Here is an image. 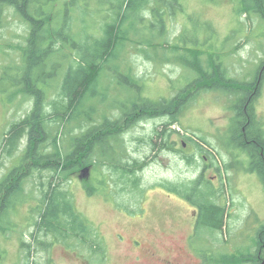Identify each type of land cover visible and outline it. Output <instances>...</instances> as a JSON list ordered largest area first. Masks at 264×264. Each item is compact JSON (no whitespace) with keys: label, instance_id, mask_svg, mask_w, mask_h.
Masks as SVG:
<instances>
[{"label":"rangeland","instance_id":"rangeland-1","mask_svg":"<svg viewBox=\"0 0 264 264\" xmlns=\"http://www.w3.org/2000/svg\"><path fill=\"white\" fill-rule=\"evenodd\" d=\"M66 1L69 0H58V13L64 10ZM123 1L126 0L116 1V9ZM107 2L91 0L89 15L84 17L85 26L89 29L95 27L91 32L98 36V29L114 16L113 6ZM235 3L230 0H217L216 3L184 0L186 10L168 17V44L164 50L152 48L146 55L142 51L149 49L146 43L127 42L121 60L141 81L136 87H129L123 80L112 84V70H107L106 77H103L101 88L110 86L108 101L98 105L97 112L116 119L120 118V110L111 103H116L119 108L131 109L135 102L171 101L185 90L178 100L184 108L175 125L166 128L172 117L165 111L164 114L147 115V119L134 123L135 119L143 117L138 113L121 123L120 141L123 143L124 160L140 163L138 168L134 167L135 176L140 179L137 191L122 185L123 189L120 183L116 189L115 183L120 174L105 167L100 172L105 173L110 187L106 196H90L85 188L86 183L91 186L101 179V173H95L94 169H90V175L85 180L80 179V173L76 183L64 186L73 192L79 212L94 224L102 236L105 257L95 256L84 244L77 242L67 244L69 247L64 243L51 247L34 243L31 233L35 231L29 225L30 219L27 221L31 216L30 207L35 204L32 198L20 210L19 206L16 207V228L11 234L0 235V264H157L156 260L147 261L142 257L144 248L151 249L156 257L166 258L168 249L177 245L183 248L186 257L197 254L201 263L205 264L207 255L204 256V252H212L215 264H222L223 259L228 257L236 259V263L228 264L257 263L254 257L259 252L260 233L264 229V182L254 171H248L250 162L238 150V126L233 124V120L241 110H245V95L251 94L253 98L248 108H252L258 126L264 131V69L261 70L264 65V23L257 15L238 16L236 10L239 6ZM152 7H156V0H150L145 7L148 10L145 20L151 19L149 10ZM81 12V9L80 12H73L76 16L74 20L83 19ZM186 17L192 20L186 30V39L201 40V35L204 36L201 44L198 43L199 47L196 46L204 69L212 72L213 57L218 64H222L228 79L223 88L220 83L213 86L217 81L215 75L212 80H205L185 67L180 58L177 59L179 54L175 47L183 27L189 22ZM204 20L213 24L215 29L210 24L205 26ZM28 26L13 9L4 7L0 10V74L4 73V78L0 79V184L20 166L26 147L24 141L21 150L11 158L1 148L6 131L12 124L21 122L33 106L31 101L23 98L11 100L16 92L15 83L23 76V67L17 69L16 64L20 62L21 48L25 46L29 34ZM74 28L76 34L81 33L79 24ZM130 37L133 42L137 40L133 34ZM146 37L156 43L152 30L146 31ZM159 43L162 44L163 40ZM187 56L195 59L193 53L187 52ZM68 69L69 62L63 61L57 72H48L40 83L39 89L45 90L49 99L60 94ZM95 120H99V115L95 116ZM78 133L75 131V134ZM166 134L167 143L161 139ZM201 138L208 144L203 143ZM69 142V136L63 138V152L71 149ZM164 143L168 148H164ZM44 176H48V172ZM198 180L204 182L203 188L205 185L212 186L219 194L217 202L227 212L223 230L194 232L189 241L195 254L188 247V237L193 230L197 208L160 185H190ZM39 182V174L30 173L25 183L26 193L34 190V196L39 198V190L34 189ZM22 239L33 248L22 245ZM40 240L53 241L44 235ZM137 257L142 259L137 260Z\"/></svg>","mask_w":264,"mask_h":264},{"label":"trees","instance_id":"trees-1","mask_svg":"<svg viewBox=\"0 0 264 264\" xmlns=\"http://www.w3.org/2000/svg\"><path fill=\"white\" fill-rule=\"evenodd\" d=\"M116 1L108 0L107 3L113 6L114 16L110 22H105L98 29L100 34L98 36L91 32L95 30V27L89 29L85 26L84 17L89 15L91 0L66 1L61 14L56 11L58 0H0V10L4 7L13 9L17 16L29 25L25 46L21 48L20 62L16 64L17 69L21 70L23 67L21 70L23 76L15 83L16 92L13 93L11 100L23 98L33 104L31 112L21 122L12 124L2 140L3 153L10 158L21 150L24 141L26 144L20 166L6 176L0 184V235L2 236L8 233L10 235L16 228V216H14L16 207L19 206L18 210H20L33 198L35 204L33 203L30 207L31 216L27 221L30 219L29 225L35 231L31 233L34 243L51 247L56 243L70 245L77 242L84 244V247L90 249L95 256L103 255L104 258L105 247L102 236L94 224L79 212L74 202L73 192L64 186L70 187L68 183L77 182L76 179L85 168L101 173L100 171L105 167L108 171L120 174L115 183L116 189L120 183L122 188V185L131 186L134 191H137L140 179L135 176V168H138L140 163L124 160L123 143L120 141L121 123L124 119L134 117L138 113L143 117L135 119L134 123L147 119V115L155 116L156 113L163 111L172 117L165 125L166 128L178 122V116L183 108L169 106H174L185 90L171 101L163 99L159 103L145 104L135 102L131 109L119 108L116 103H111V106L120 110L118 119L103 113L100 115V112H97V106L104 105L108 101L110 86L101 88V82L103 77H106L107 70H112V84L123 80L129 87L134 88L141 82L133 74L131 67L121 60L127 42H137L141 45L146 43L149 49L142 50L146 55L152 48L164 50L168 44L166 41L168 17L174 13L178 14V11L186 10L184 0L166 2L156 0V7L149 10L151 19L145 20V13L148 12L145 7L150 4V0H126L120 3L117 9ZM207 1L216 3L217 0ZM230 1L238 4L239 7L236 10L238 16L257 15L264 23V0ZM80 9L83 19L74 20L76 17L74 13L80 12ZM54 16L57 18L55 19ZM185 19L189 22L183 27L182 35L177 39L178 45L175 47L179 54L177 59L180 58L185 67L205 80H212L215 75L217 81L213 86L220 83V87L223 88L222 85L227 83L228 79L222 64H218L213 57L212 72L204 69L200 51L197 50L198 43L201 44L204 36L201 35V40H187L186 30L188 25H191V19L189 17ZM73 24H79L82 27L80 34L74 32ZM209 24L215 29L213 24L205 21V26ZM149 30H152L156 43L147 39L146 31ZM131 34L137 38L135 42L130 37ZM161 40H163L162 44L159 43ZM187 52L193 53L195 59L191 60ZM63 61L69 62V69L63 79L61 92L55 98L49 99L48 93L39 89V85L50 72L54 70L57 72ZM3 74H0V77L2 75L0 79L4 78ZM250 96L251 94L245 95L243 98L245 102ZM240 114L243 116L242 120L240 118L233 120V124L238 126L236 134V139L239 140L238 150L251 160L248 171L257 173L264 182V131L258 126L259 123L250 108L246 111L241 110ZM96 115H99L100 121L95 120ZM246 115L251 118L249 125H246ZM75 131L79 133L75 134ZM68 136L71 149L67 152L65 149L63 152L62 140ZM164 136L161 139L167 143L168 136L167 134ZM200 140L208 144L205 139ZM166 143L163 145L164 148H168ZM195 144L200 145L198 142ZM200 149L203 150L202 147ZM97 163L101 165L98 166ZM45 172H48V176H44ZM30 173L39 174L40 182L37 187H34L40 192L39 198L34 196V190L29 194L25 191V183ZM108 185L105 173H101V179L91 186L86 183L85 188L90 196H106L110 190ZM160 186L187 200L198 209L194 231L196 234L202 231L215 232L224 229L227 211L217 202L219 194L212 186L205 185L203 188L204 182L202 183L201 180L190 185ZM41 235L50 237L53 241H41ZM260 235L259 252L254 257L257 260L256 264H264V229ZM22 242L24 245V239ZM25 246L33 248L31 244H25ZM203 254L207 255L206 264H215L212 252ZM226 263H236V259L224 258L222 264Z\"/></svg>","mask_w":264,"mask_h":264},{"label":"flooded vegetation","instance_id":"flooded-vegetation-1","mask_svg":"<svg viewBox=\"0 0 264 264\" xmlns=\"http://www.w3.org/2000/svg\"><path fill=\"white\" fill-rule=\"evenodd\" d=\"M252 95L250 96L249 100L246 102L245 104V111L247 109H249L248 107L250 106V101L252 100ZM176 102V104L174 106H169V107H172V108H184L183 106H180V104ZM167 107V108H169ZM237 108H240L239 106H237ZM252 109V108H250ZM237 118H240L242 120V115L239 113L237 116ZM239 119V120H240ZM246 121H247V124L246 125H249L251 124V118L248 117V115H246ZM243 132H245V129H243ZM185 145V144H184ZM249 159V162L251 161L250 158L248 157ZM250 164V163H249ZM257 174V173H256ZM203 175V174H202ZM258 175V174H257ZM259 176V175H258ZM198 209L195 211V214H197L195 217V222H194V226H193V230L192 232L190 233L189 237H188V247L190 249V251H193L191 249V246H190V238L194 235V231H195V228H196V224H197V219H198ZM137 245H140L139 243H137ZM169 253L167 254V257L166 258H159V257H156L155 254L151 253V249H147V248H144L143 249V252H142V257L145 258L147 261H150L149 259L151 260H156L158 263L157 264H204L203 261L201 263V257L200 256H197L196 252H194L195 256L194 257H189V256H185V254L183 253V248L180 247V246H175V248H169ZM142 257H137V260H140L142 259ZM200 259H199V258Z\"/></svg>","mask_w":264,"mask_h":264},{"label":"water","instance_id":"water-1","mask_svg":"<svg viewBox=\"0 0 264 264\" xmlns=\"http://www.w3.org/2000/svg\"><path fill=\"white\" fill-rule=\"evenodd\" d=\"M90 175V168H85L81 172V180H85Z\"/></svg>","mask_w":264,"mask_h":264}]
</instances>
